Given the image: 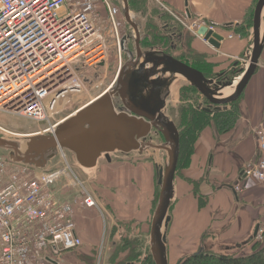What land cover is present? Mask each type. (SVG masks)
Here are the masks:
<instances>
[{
    "label": "crops",
    "instance_id": "0c3cea01",
    "mask_svg": "<svg viewBox=\"0 0 264 264\" xmlns=\"http://www.w3.org/2000/svg\"><path fill=\"white\" fill-rule=\"evenodd\" d=\"M148 1L146 12L141 6H138L135 12V15L138 14V16L148 17L152 20L149 21L151 29L143 27L138 20L134 21L140 32L141 51L142 47L145 49L147 47L143 44L147 34H150L152 39L153 34L157 35L160 31L165 35L175 32L173 36L179 35V42L183 45L182 41L185 39L181 38V35L184 36L185 28L180 26L171 13H176L175 15L181 17L184 15L192 17L193 21L207 20L215 24L221 34L230 35L238 31L235 27L242 25L241 22L250 15L258 0ZM101 4H98V10L99 8L105 10ZM164 5L169 9L168 12L163 9ZM99 16L100 19L104 17L103 11L99 10ZM200 40L212 50L214 73L222 74L235 65L241 56L247 53L248 47L251 45L250 41L248 42L245 38L234 36L232 38L225 36L219 48L212 46L202 38ZM179 42L176 44V39L171 36V43L167 47L163 49L162 45L152 44L151 46L155 48L149 46V51H160L177 57L173 52L181 50L182 45ZM194 47L198 48L196 45ZM263 61L262 59L259 61L260 64L256 72L263 68ZM101 66L104 68L106 64ZM132 69H136V67ZM256 72L239 98L240 119L235 128L226 134H218L214 126H207L194 142L191 157L188 159L185 156L180 168H177L172 206H170V209L171 207L173 209L166 230L169 264H173L175 261L179 263L181 257L173 259V256L176 257L179 253L190 255L195 253L196 249L200 250L199 246L203 245L206 239L208 242H217L219 245L246 244L253 236L256 225L261 226L263 223L264 190L261 184L246 183V190L243 194H240L241 192L236 189L237 185H243L248 180L243 172L244 169L253 165L259 157L257 147L250 143L253 141L252 132L255 129H252V126L249 127L254 116L261 119V111L264 108L262 106V104L264 105V88H262L264 87V76L254 87V81L259 76L256 75ZM119 74L120 70L113 78L114 84H117ZM126 77L127 75L124 74L123 79ZM174 85L175 83L170 86L167 101L172 96ZM96 97L85 107L95 101ZM121 154L124 153L121 152ZM75 158L76 155L73 157V163L70 161V163H64V166L67 164L70 166L71 171L66 173L67 176L58 181L51 191L59 203H73L77 231L83 240V245L76 249L79 250L78 252L73 250L56 256L51 264H95L97 259H104L105 264H109L112 257L109 251L119 235V230H123L121 226H118V223L127 222L140 226L141 230L138 231V234L139 232L145 234L149 232L150 226L147 222L152 213L154 188L159 184L158 171L160 166L163 167L162 160L156 161L155 158H152L151 170L150 166L145 167L147 165L142 166L136 160L130 162V158L127 159L129 162L120 164L114 172L103 178L107 179L108 186L104 185L100 194L94 189L88 188L78 175V172L94 170L98 167L99 161L96 167L85 169ZM54 159L53 157L47 159L46 164L36 165L45 169L50 167L51 161ZM168 159L169 156L163 161L167 163ZM105 163L112 164L114 159L106 158ZM80 182L85 188L78 187L81 185ZM79 189L82 192L84 189L89 191L94 196L97 206L86 207L78 203V198L82 196V194L78 195ZM130 234L136 235L137 233L133 234L130 230ZM97 251H100V256ZM123 256V254H118L117 262L113 257L115 264H120V261L126 257Z\"/></svg>",
    "mask_w": 264,
    "mask_h": 264
},
{
    "label": "built area",
    "instance_id": "2783aa9c",
    "mask_svg": "<svg viewBox=\"0 0 264 264\" xmlns=\"http://www.w3.org/2000/svg\"><path fill=\"white\" fill-rule=\"evenodd\" d=\"M100 2L0 0V112L41 121L60 98L83 89L88 79L80 71L97 69L107 60L108 36L97 27ZM171 15L185 26V20L192 21L189 28L206 42L199 30L219 33L207 20ZM117 27L113 20V40ZM256 135L259 157L243 172L264 187V126ZM34 167L0 157V264H51L59 253L83 245L73 203H59L51 191L70 166L40 172ZM84 193L78 203L96 207L94 196Z\"/></svg>",
    "mask_w": 264,
    "mask_h": 264
},
{
    "label": "water",
    "instance_id": "95a60500",
    "mask_svg": "<svg viewBox=\"0 0 264 264\" xmlns=\"http://www.w3.org/2000/svg\"><path fill=\"white\" fill-rule=\"evenodd\" d=\"M122 1L125 4L126 20L136 34L137 56L120 70V78L115 87H111L104 95L65 119L51 134L35 135L23 144L0 137V146L13 151L11 156L14 161L28 164H46L45 155L48 151L68 149L85 168L95 167L103 154L110 159V153L116 150L123 153L135 150L142 152L148 146L166 150L169 159L167 165L158 171L161 190L152 219L150 242L154 263L169 264L166 230L171 219L168 210L174 195L180 133L175 122L165 113L166 97L169 95L170 86L181 76L211 105L218 108H227L228 104L238 100L257 70L264 50V0H258L254 9L253 47L249 64L242 68L240 77L227 81L208 78L202 71L170 54L154 50L143 53L138 26L130 16L129 2ZM199 34L217 48L225 39L223 35L208 31L207 28L199 30ZM134 67L136 69H132ZM124 74L127 75L126 79H123ZM226 88L234 90L225 96L223 90ZM115 97L122 98L124 107L117 108ZM153 130L164 137V145H154L146 141ZM260 227L259 224L256 225L254 237L258 235Z\"/></svg>",
    "mask_w": 264,
    "mask_h": 264
},
{
    "label": "rangeland",
    "instance_id": "374dc122",
    "mask_svg": "<svg viewBox=\"0 0 264 264\" xmlns=\"http://www.w3.org/2000/svg\"><path fill=\"white\" fill-rule=\"evenodd\" d=\"M130 10H131V16L133 18V21H140L143 25V27H147V29H151V24L149 21H152L148 17H143V16H138L135 15V12L137 11V7L141 6V8L146 12L147 7H148V0H128ZM102 7L105 8V10L99 8L100 11H103L104 17L100 19V23H98V28L99 31L104 33V35L108 36L106 42V45L108 46V53H107V60H106V66L103 68L102 66L98 67L97 69H93L91 67H86L83 70L80 71V76L81 78L88 79V83L85 82V86L83 87L82 90L80 91H75L68 93L65 97H62L58 100L56 106L54 109H47V117L44 120H37V119H31V118H25V117H19V116H13L11 114L5 113V112H0V137H3L7 140L10 141H15V142H20V144L26 142L29 140L31 137L35 135H48L53 132L52 129L55 124H58L59 122L62 123L65 119L70 117L71 115H74L78 110H80L82 107H84L88 102L90 103L91 100H93L97 95L101 94L104 92L106 88L109 86L115 87L116 84L113 83V78L116 76L117 71L121 70V68L127 64L130 60H135L136 59V34L135 31L133 30V27L127 22L126 17H125V4L122 0H101ZM155 11V10H154ZM140 12V11H139ZM176 14V13H175ZM184 19V17H183ZM115 21L117 23V34L118 37H116V40H113V32L110 31V24L112 21ZM250 20V17H249ZM248 19L244 20L241 22V26L236 29V33H233L234 37L238 38H245L250 41V47H248L247 53L238 60V62L235 65H230L231 67L224 73H233L232 71H236L232 76V78H225L223 80H231V79H236L241 76V70L242 68H246L247 64H249V57L251 56L252 52V47H253V26L248 24L249 22ZM180 26L184 29L186 27H190L192 25V21L190 20H185L186 26L179 21H177ZM263 26H264V17H263ZM186 28L184 32V45L181 47V50L174 51L173 54H175L177 59L181 60V58H191L195 59L197 61H207L208 63H211L214 65V62L212 61V55H211V49L206 46L205 43H202L200 38L196 35V33L191 30L190 28ZM264 29V28H263ZM148 32V31H147ZM223 34V33H222ZM224 37L227 36L229 37L228 34H223ZM251 35V38H250ZM230 38V37H229ZM154 41L157 43H161L163 46L167 47L168 39L162 34V31L158 32L157 37L154 38ZM199 41V42H198ZM201 41V42H200ZM194 45L198 46L194 47ZM149 48V49H148ZM150 50V47L147 46L146 49L142 47V52L145 53ZM210 51V52H209ZM262 61L264 60V50L261 55ZM260 59V61H261ZM182 61V60H181ZM207 64V63H206ZM260 64V62H259ZM263 68H260L257 72L256 75H259L256 81H254V87H256L259 83V80L261 77L264 76V61H263ZM214 68V67H213ZM214 69L211 68L210 73L213 74ZM255 74V73H254ZM230 75V74H229ZM103 81V82H102ZM175 85L173 87V93L172 96L169 97V100L167 101L168 96L166 97L167 105H166V114H169L168 116L176 123L180 124L181 122V110L182 107L185 105L184 102H182V98L184 97L185 93V86L191 85L189 81H187L184 77H180L178 80H176ZM112 84V85H111ZM264 88V87H262ZM261 88V89H262ZM111 89V88H110ZM109 89V90H110ZM256 90L257 88H253ZM198 102H203L201 97L199 98ZM262 106H264L262 104ZM262 117H256L254 116L249 127L252 129L254 128L252 132V139L253 141L250 142L252 145L257 147L258 150V140L259 138L256 135L257 129H259L261 126H264V108L262 109ZM212 116V115H211ZM240 108H239V113L235 116V120L230 127V124L223 125L217 122L216 116L212 118V123L209 126H214L215 130L217 131L218 134H226L233 130L236 126L237 123H239L240 119ZM217 120H216V119ZM230 127V128H229ZM47 129H51L49 131H46ZM154 137V141H148V143H152L154 145H164L165 140L163 137H159V135L155 134V130L152 131L150 134ZM11 150L0 146V157H3L5 159L12 160L11 156ZM123 153V152H122ZM131 153V155H129ZM129 154L124 153L121 154V151L116 150L110 153V157L114 159V163L112 164H106L105 163V155L103 154L99 158V164L98 167L95 168L94 170H89V171H84L82 173L78 172L79 178H81L84 182L85 185L90 188L94 189L95 192L97 191L98 193L101 194L102 187L104 185L108 186L107 179H103L106 176H109L110 173L114 172L117 167H119L120 164H123L124 162H129L127 159L130 158V162H134L135 160L139 162L142 166L149 167L152 170V158H155L156 161L162 160L161 164L163 167L167 165L164 159L168 157V152L164 149H159L155 147H146L143 152H136V151H131ZM45 157L47 159L50 158H55L54 160L51 161L50 167L47 168H39L37 167L36 164L31 163L34 167V170L37 172L40 171H59V169L65 168L64 163H73V157L75 155L72 153V151L68 149H55V150H50L46 153ZM72 157V158H71ZM76 159V158H75ZM40 161V159L38 158ZM134 160V161H132ZM61 161V163H60ZM70 161V162H69ZM168 162V161H167ZM78 164V163H77ZM72 166V164H71ZM80 166V165H79ZM97 166V165H96ZM95 166V167H96ZM178 168H180V161H178ZM161 168V166H160ZM77 169V168H76ZM87 169V168H85ZM67 176V174H66ZM65 176V177H66ZM64 178V177H63ZM62 178V179H63ZM61 179V180H62ZM247 182L243 183V185L240 184L238 191L241 192L240 194H243L246 190V183L250 184H260L256 179L253 178H247ZM60 180V181H61ZM105 181L104 183H102ZM107 182V183H106ZM81 183V182H80ZM82 183L81 185H78L79 188L82 189ZM263 187V185H261ZM84 187V186H83ZM85 188V187H84ZM79 189V194L81 195V198L79 199V202L82 201L85 192H89L84 189L82 190ZM155 192H154V197L152 201V210H151V215H150V220L147 222L148 225L150 226L151 229V223L152 219L159 201V195H160V190L161 186L158 184L155 186ZM264 190V187H263ZM90 193V192H89ZM173 199V198H172ZM172 204V201H171ZM84 206V205H83ZM172 206V205H170ZM172 207L171 209L169 208L168 210V215L172 214ZM131 224V225H130ZM118 226H121L123 230H119V235L116 238L112 249H110L109 253L111 252L110 255L111 261L109 264H115V261L117 262L118 260V254L119 255H124V260L120 261V264H123V261H126L127 259H130V257L137 256L139 262H135V264H142V261L145 259L146 256L151 255V261L154 262L152 254H151V242H150V229L148 233H141L140 231V226L138 225H132V223H127V222H121L118 223ZM262 227H264V216H263V223ZM168 229V228H167ZM133 232L132 235L130 234ZM124 231V232H123ZM163 231H165V228H163ZM261 231V230H260ZM106 236V235H105ZM105 238V237H104ZM249 241V240H248ZM115 245V246H114ZM200 249L203 248L205 250L211 251L212 253H231V254H242V253H249L251 248H252V243L249 242L247 244H241V246H227L225 244H218L217 242H208L206 239L205 243L203 245L199 246ZM199 248L196 249L195 252H198ZM79 250H76L75 252H78ZM65 252L59 253L57 256H61ZM99 253V254H98ZM98 256H100V251H97ZM184 253H179L178 256L174 257L173 259L177 258H182L184 259L186 256ZM183 256V257H182ZM113 257H115V261H113ZM178 261L173 262V264H177ZM95 264H105L104 259H97V262ZM119 264V263H118ZM155 264V263H154Z\"/></svg>",
    "mask_w": 264,
    "mask_h": 264
},
{
    "label": "trees",
    "instance_id": "16d2710c",
    "mask_svg": "<svg viewBox=\"0 0 264 264\" xmlns=\"http://www.w3.org/2000/svg\"><path fill=\"white\" fill-rule=\"evenodd\" d=\"M257 3V2H256ZM256 4L254 5L250 15L246 19L250 20L248 24L253 26V14ZM245 19V20H246ZM240 25L236 26L235 28L238 29ZM175 33V32H174ZM173 33V34H174ZM177 33V32H176ZM158 34V33H157ZM167 39L168 44L171 43V36L176 39V44H178L180 37L173 36V34L165 35L162 33ZM157 35L153 34L152 39L151 35L147 34V36L143 40V44L145 46H151L152 44L162 45L161 43H157L154 41ZM183 35H181V38ZM183 45L184 40L182 41ZM180 43V42H179ZM181 44V43H180ZM182 45V44H181ZM182 45V46H183ZM163 46V45H162ZM151 48H155L151 46ZM163 49L165 46L162 47ZM181 60L202 71L206 77L208 78H217L219 80H223L225 78H232L233 74L236 71H232L233 73H210L211 68L213 69V64L208 63L205 61H197L191 58H181ZM207 63V64H206ZM230 74V75H229ZM185 95L182 98V102H184V106L181 110V122L180 124L177 123V128L180 133V155L179 161L180 166L185 158V156L189 159L193 153V145L197 138L201 135L202 131L212 123V118L216 116L217 122L226 125L230 124L232 126L234 120L236 119L235 116L239 113V99L228 104L227 108H218L216 105H211V103L201 94L198 90L192 86L188 85L185 86ZM203 100V102H198L199 98ZM212 115V116H211ZM210 117H212L210 119ZM219 123V124H220ZM229 127V128H230ZM178 168V167H177ZM261 230V231H260ZM258 235L256 237H251L247 243H252V248L249 253H242V254H231V253H212L211 251L205 250L201 248L198 252L192 253L186 256L184 259H181L178 264H264V227H260ZM246 243V244H247ZM243 245V243H242ZM245 245V244H244ZM241 246V244L237 245ZM126 261H123V264H127V262H139L137 256L130 257ZM142 264H154L151 261V255L145 257L142 261Z\"/></svg>",
    "mask_w": 264,
    "mask_h": 264
},
{
    "label": "flooded vegetation",
    "instance_id": "af4514ba",
    "mask_svg": "<svg viewBox=\"0 0 264 264\" xmlns=\"http://www.w3.org/2000/svg\"><path fill=\"white\" fill-rule=\"evenodd\" d=\"M119 75L117 76L118 79ZM104 93H101L99 95H97V97L99 98L101 95H103ZM114 101L117 103V108L119 109L120 107H124L123 101L121 97H115ZM125 108H122V110H124ZM129 114H132L128 111ZM155 134L159 135V137H163L161 134H158L155 132ZM164 138V137H163ZM154 137L152 135H149L148 138L146 139V141H154ZM139 152V151H138Z\"/></svg>",
    "mask_w": 264,
    "mask_h": 264
},
{
    "label": "bare ground",
    "instance_id": "6f19581e",
    "mask_svg": "<svg viewBox=\"0 0 264 264\" xmlns=\"http://www.w3.org/2000/svg\"><path fill=\"white\" fill-rule=\"evenodd\" d=\"M179 77H180V76H178V79H179ZM118 78H120V76H119ZM233 90H234V88H226L225 90H223V91H224V95H225V96L229 95L230 93L233 92ZM96 99H98V97H96ZM84 107H85V106H84ZM84 107H82V108H84ZM62 151H63V150H62Z\"/></svg>",
    "mask_w": 264,
    "mask_h": 264
}]
</instances>
